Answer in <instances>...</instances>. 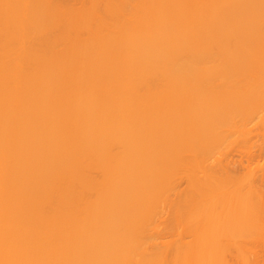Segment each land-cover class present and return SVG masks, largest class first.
<instances>
[{
    "label": "bare ground",
    "instance_id": "bare-ground-1",
    "mask_svg": "<svg viewBox=\"0 0 264 264\" xmlns=\"http://www.w3.org/2000/svg\"><path fill=\"white\" fill-rule=\"evenodd\" d=\"M115 1L0 0V216L8 221L7 227L0 230V234L7 236L0 247V264H163L162 257L157 255L160 248L152 239L154 226L147 217L142 220L136 210L127 209L118 220L106 219L99 228L92 224L89 210L101 205L103 194L97 190L101 180L91 171L99 167L111 175L114 166L117 167L113 148L126 143L122 131L128 122L143 123L134 129L141 131V140L129 149L133 155L149 156L145 141L166 134L155 117L163 108L167 110L171 102L160 101L163 97L159 89L165 81L153 66L164 71L179 87L178 82L187 71L195 72L198 65L216 61L225 65L226 54L209 50L199 56L203 53L193 55L194 51L182 50L165 54L164 50H158L151 66L159 80L153 79L145 64L139 66L135 61V55L143 54L144 48L133 50L125 43L128 34L115 33V28L114 33L101 32L100 12L104 8L111 11ZM132 1L119 3L123 10L127 9L126 17L135 20L129 24L138 32L142 26L155 31V23L150 24L143 16L156 0ZM16 8L25 11L15 13ZM75 12L78 17H73ZM168 13L162 7L158 9L156 24L161 21L169 24ZM110 50L114 56L105 55ZM105 63L110 64L108 70L103 66ZM47 77L50 78L46 80ZM229 80L227 74L203 73L188 93L204 91L216 84L226 87ZM102 85L104 95L99 92ZM115 88H119L117 96L113 93ZM79 90H85L88 96L72 110L71 118L66 117L61 98ZM178 91L175 98L189 99ZM136 99L144 100L138 109L133 107ZM26 100L33 102L29 118L15 121L12 116L15 107ZM108 110L112 113L110 120H106ZM89 112H93L97 126L106 123L96 136L88 134L85 117ZM198 113L196 109L188 112L181 108L174 109L169 116L175 123L179 116L187 120L197 117V121L200 117L198 125L202 127L213 122V117L220 122L215 116ZM35 115L38 122L34 121ZM48 119L53 120L51 128L38 132L37 126ZM67 122H72L68 130ZM61 131L75 138V151L65 142L67 134L61 135ZM164 145L180 151L176 159L185 162L193 158L198 139L190 135L173 136ZM99 148L105 154L100 156ZM184 150L189 157L182 153ZM161 160L164 161L162 157ZM192 165L184 164L183 170L195 172L197 168ZM124 184L128 187L125 192H120L118 185L108 192L112 198H120L122 206L146 199V184L140 190L132 188L130 182ZM191 212L199 221L208 223L216 211L196 207ZM85 225L99 232L88 246L75 248ZM36 228L41 230L40 235ZM209 231L213 229L209 227ZM55 232L62 237L60 248L49 250L47 241L40 252L28 256L26 242L32 243L43 235L52 237ZM68 247H72L71 251H64ZM212 255L206 241L200 244L192 260L195 264H214Z\"/></svg>",
    "mask_w": 264,
    "mask_h": 264
},
{
    "label": "rangeland",
    "instance_id": "rangeland-1",
    "mask_svg": "<svg viewBox=\"0 0 264 264\" xmlns=\"http://www.w3.org/2000/svg\"><path fill=\"white\" fill-rule=\"evenodd\" d=\"M138 1L141 0H133L132 3ZM251 1L254 0H156L143 16L149 19L150 24L155 23V31L152 32L148 26H142L138 32L134 25H130L129 22L135 20L126 17L127 9H122L120 0L113 3L114 11L104 8L100 12L101 32L114 33L113 28L115 33L123 31L128 34L126 45L135 51L145 49L143 54L135 55V61L139 66L145 64L151 78L159 80L158 76H162L161 80L165 82L159 89L163 97L160 101L171 103L167 110L163 108L155 117L166 134L149 138L144 143L145 149L147 147L151 152L149 156L133 155L129 151L134 143L141 140V131L134 129L143 123L133 120L122 131L126 143L113 148L117 167L114 166L111 175L106 174L104 168L96 167L91 171L101 180L97 190L103 194V201L100 206L89 210L88 217L99 228L106 219L118 220L127 209L136 210L142 220L147 217L149 224L154 226L152 239L160 248L157 255L162 257L163 264H195L193 254L206 241L213 252L214 264H264V0ZM161 7L169 11V24L162 21L156 24L157 10ZM22 11L25 10L16 8L14 12ZM78 16V12L73 15ZM112 19L114 21L109 23ZM158 50H164L165 54L182 50L194 51L193 55L203 53L199 56L206 55L209 50H218L225 52L227 63L200 64L195 72L187 71L177 87V83L170 80L164 71L153 66L159 74L156 76V71L152 70L151 60ZM105 55L114 56V52L110 50ZM103 66L108 70L110 64ZM213 72L229 76L226 87L216 84L204 91L188 93L203 73ZM40 79L45 80V77ZM177 89L189 99L175 98ZM99 90L104 95L103 85ZM113 93L119 95V88H115ZM87 96L85 90L63 95L61 109L65 116L71 118L72 110ZM143 102L134 100V109L140 108ZM32 106L33 102L29 100L17 105L13 119H28ZM181 108L188 112L196 109L205 116L219 118L220 122L213 117V122L202 127L198 125L200 117L197 121V117L187 120L179 116L178 123H175L169 115L174 109ZM107 113L106 120H110L112 113L109 110ZM94 119L93 112L85 117L89 136L98 135L106 126V123L97 126ZM34 121H39L36 115ZM52 124L53 120L48 119L36 129L39 132L41 128H51ZM66 124V130L70 129L72 122ZM59 133L67 134L65 142L75 151V138L66 131ZM188 135L198 139L193 158L187 160L189 162L185 160L197 168L195 172L184 171L187 163L176 159L180 151L164 145L173 136L184 138ZM103 148L97 150L100 156L105 154ZM182 153L189 157L187 150ZM127 182L136 190L146 184V199L134 200L125 207L120 204V198H112L108 194L113 185H118L119 191L125 192L128 187L125 188L124 183ZM196 207L216 212L208 223L201 222L193 217L194 213H189ZM7 225L8 221L0 216V230ZM35 231L41 234L39 228ZM98 232L85 225L75 248L88 246ZM200 235L204 238H199ZM6 237L4 233L0 234V247ZM61 240L59 232L52 237L43 235L32 243L26 242V253L28 256L37 254L47 241L52 251L60 248ZM72 247L64 251L69 252Z\"/></svg>",
    "mask_w": 264,
    "mask_h": 264
}]
</instances>
